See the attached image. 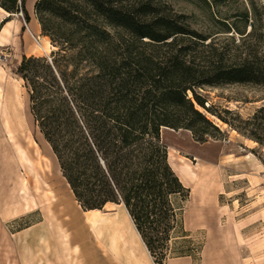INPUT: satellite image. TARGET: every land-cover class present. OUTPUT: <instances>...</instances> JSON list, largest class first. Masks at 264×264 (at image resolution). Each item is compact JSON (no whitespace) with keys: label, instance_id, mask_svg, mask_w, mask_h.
Wrapping results in <instances>:
<instances>
[{"label":"rangeland","instance_id":"1","mask_svg":"<svg viewBox=\"0 0 264 264\" xmlns=\"http://www.w3.org/2000/svg\"><path fill=\"white\" fill-rule=\"evenodd\" d=\"M37 1L25 2L29 21L0 7V24L7 18L0 26V264H156L141 237L136 238L134 250H127L121 238H93L90 232L74 238L81 226L65 222L66 208L81 216L89 210L79 205L63 177L30 112L24 81L16 73L23 55L49 58L57 50L36 17ZM144 3L151 6L150 15L175 19L199 36L178 37L182 40L171 47L137 46L148 54L166 59L185 48L187 64L206 72L209 79L221 64L264 55V0H120L123 11L139 19L143 15L137 10ZM77 4L76 0H52L54 22L66 26L75 20L84 28L83 10H89ZM89 15L96 20L95 29L110 36L117 29L125 37V29L109 25L99 13L89 11ZM34 24L39 25L37 31ZM71 63L62 60V69L71 70ZM97 70L82 60L77 76ZM195 90L203 105L194 101L190 91L188 97L221 136L201 143L189 129L162 127L168 162L189 190L180 204L185 235L173 234L169 244L184 246L192 254L170 252L163 264H264V84L219 82ZM15 98L17 110L13 109ZM16 146L24 150L28 161L20 159ZM185 165L191 168V176L184 171ZM119 205L107 203L99 210L108 218L122 211Z\"/></svg>","mask_w":264,"mask_h":264},{"label":"trees","instance_id":"2","mask_svg":"<svg viewBox=\"0 0 264 264\" xmlns=\"http://www.w3.org/2000/svg\"><path fill=\"white\" fill-rule=\"evenodd\" d=\"M51 1L38 0L34 9L43 33L57 50L49 58L23 55L16 73L28 91L34 121L75 199L85 210L122 204L156 264H163L170 252L192 256L188 248L169 244L173 234L185 235L180 204L189 190L168 162L160 127L189 129L201 143L221 136L195 107L194 101L203 105L195 88L219 82L264 84V55L221 64L209 79L206 72L187 64L185 48L166 59L137 49L171 47L182 40L178 37H199L175 19L150 15L149 3L140 4L139 19L124 12L120 0H76L81 9L97 12L109 25L125 29L124 37L117 29L111 36L95 29L89 11L83 10L82 29L75 20L66 26L56 23ZM25 2L0 0V7L22 13L29 21ZM86 59L98 70L77 76ZM62 60L72 62L73 68L62 69Z\"/></svg>","mask_w":264,"mask_h":264},{"label":"bare ground","instance_id":"3","mask_svg":"<svg viewBox=\"0 0 264 264\" xmlns=\"http://www.w3.org/2000/svg\"><path fill=\"white\" fill-rule=\"evenodd\" d=\"M7 14L8 13H6V15ZM38 46L43 51H45V47L42 44L38 43ZM8 98H9V100H11L12 97H10V95H8ZM15 102L16 103L18 102L17 98H15L14 105H13V109L17 110V108L15 107ZM9 105H10V102H9ZM14 117L19 118L21 116H19V117L14 116ZM18 120H17V122H19ZM20 125H21V122H20ZM172 137H174V136H172ZM186 139H187V137H186ZM16 148H17L16 151L17 152H20V154H19L20 155V159L27 160L28 161V158L27 157H24V152H23L24 150L23 151H21V150L19 151L20 148H18L17 146H16ZM38 168L39 167H37V169ZM31 169L33 170V168H31ZM31 169L29 168V171H31ZM183 169L187 173L188 176H191L192 170H191V168L188 165H185ZM36 176H37V174H36ZM22 185H23V189L25 191L28 190V189L25 188L26 187L25 186L26 184L24 183V180L23 179H22ZM26 199H28V198H26ZM28 201H29V199H28ZM25 203H26V201H25ZM119 206L122 207V211H118V212L114 213L111 217H108V218H103V215H102V213L100 212L99 209L89 210V211L85 212V215L81 216L77 211L75 212L72 208H68V209L66 208L63 211V214H66L67 215V220H65V222L66 223H69L70 226H72V227L73 226H76V225L77 226H79V225L81 226L80 227V230H79V233L74 238H83L84 235H86L87 232H90V234L93 236V238H111V240H113V241H116L117 238H121L125 242V248L127 250H134V247H135V244H136L135 238L138 237L140 239V236H139V234H138V232H137V230H136V228H135V226L133 224L132 219L130 218L127 210L125 209V207L122 204H120ZM126 226H128L129 228L126 227ZM129 229H130V231H132V233H133L134 236L132 234L128 233ZM80 231H81V233H80ZM136 241H137V239H136ZM142 245H143L144 249H146L145 248V245L143 244V242H142Z\"/></svg>","mask_w":264,"mask_h":264},{"label":"crops","instance_id":"4","mask_svg":"<svg viewBox=\"0 0 264 264\" xmlns=\"http://www.w3.org/2000/svg\"><path fill=\"white\" fill-rule=\"evenodd\" d=\"M39 29V25L38 24H34V26H33V30L34 31H37ZM126 227H128V226H126ZM129 228V227H128ZM128 233H130V234H132L133 235V233H132V231H130V229H129V231H128ZM134 236V235H133ZM134 238V237H133ZM135 240H136V238H135ZM140 244V243H139ZM141 246V245H140ZM138 247V248H140L141 250H142V247ZM142 252H143V250H142ZM145 255V254H144ZM146 261V260H145ZM152 261V260H151ZM147 263V262H146ZM148 264H150L149 262H148ZM151 264H153V262H151Z\"/></svg>","mask_w":264,"mask_h":264},{"label":"water","instance_id":"5","mask_svg":"<svg viewBox=\"0 0 264 264\" xmlns=\"http://www.w3.org/2000/svg\"><path fill=\"white\" fill-rule=\"evenodd\" d=\"M11 14H12V13H11ZM11 14H8V15H11ZM19 14L22 16V13H19ZM162 127H163V126L160 127V133H161ZM176 130H178V129H176Z\"/></svg>","mask_w":264,"mask_h":264}]
</instances>
